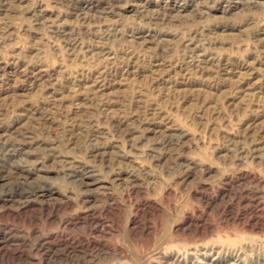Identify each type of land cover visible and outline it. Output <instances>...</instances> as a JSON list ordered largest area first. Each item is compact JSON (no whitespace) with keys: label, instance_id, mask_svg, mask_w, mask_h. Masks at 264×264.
<instances>
[{"label":"rangeland","instance_id":"rangeland-1","mask_svg":"<svg viewBox=\"0 0 264 264\" xmlns=\"http://www.w3.org/2000/svg\"><path fill=\"white\" fill-rule=\"evenodd\" d=\"M0 264H264V0H0Z\"/></svg>","mask_w":264,"mask_h":264}]
</instances>
